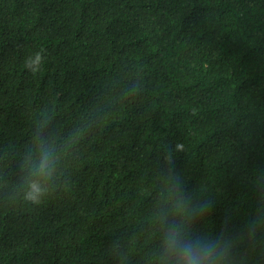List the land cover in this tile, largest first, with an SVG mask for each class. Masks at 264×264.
<instances>
[{"label": "trees", "instance_id": "trees-1", "mask_svg": "<svg viewBox=\"0 0 264 264\" xmlns=\"http://www.w3.org/2000/svg\"><path fill=\"white\" fill-rule=\"evenodd\" d=\"M169 224L264 264V0H0V264H161Z\"/></svg>", "mask_w": 264, "mask_h": 264}, {"label": "clouds", "instance_id": "clouds-1", "mask_svg": "<svg viewBox=\"0 0 264 264\" xmlns=\"http://www.w3.org/2000/svg\"><path fill=\"white\" fill-rule=\"evenodd\" d=\"M44 62L43 50L35 52L25 58L24 67L31 73L40 71ZM183 144L177 143L174 148L177 152L183 151ZM48 167L47 157L37 166V173L42 177L46 175ZM46 188L40 180L28 182L24 199L32 205L39 206L43 203ZM211 205L202 204L193 209V216L210 212ZM251 231V229H250ZM232 238L224 232L213 238L193 234L190 230L169 224L161 240V264H229L232 253Z\"/></svg>", "mask_w": 264, "mask_h": 264}]
</instances>
